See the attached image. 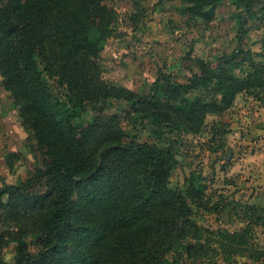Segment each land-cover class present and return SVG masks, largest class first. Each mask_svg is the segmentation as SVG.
I'll return each mask as SVG.
<instances>
[{"label": "trees", "instance_id": "16d2710c", "mask_svg": "<svg viewBox=\"0 0 264 264\" xmlns=\"http://www.w3.org/2000/svg\"><path fill=\"white\" fill-rule=\"evenodd\" d=\"M219 1L181 0L199 18ZM241 2L245 17L233 52L213 61L197 59L198 72L183 84L160 74L150 93L140 96L99 77V44L110 34L109 0H0L2 87L38 151L35 169L24 179L9 185L0 178V264H196L204 250L195 241L200 238L193 209L206 208L204 193L193 184L173 190L172 147L125 141L120 119L138 116L181 134L195 131L205 113L226 111L239 92L264 90L263 71L254 62L243 79L230 71L247 62L242 55L247 19L254 7H264L261 0ZM207 85L219 101L187 98ZM110 100L126 110L80 120L87 105ZM5 157L9 169L20 159L18 153ZM245 232L239 236L244 244ZM187 239L194 243L183 245L184 253L169 256L175 241ZM9 244L12 262L3 256Z\"/></svg>", "mask_w": 264, "mask_h": 264}, {"label": "rangeland", "instance_id": "374dc122", "mask_svg": "<svg viewBox=\"0 0 264 264\" xmlns=\"http://www.w3.org/2000/svg\"><path fill=\"white\" fill-rule=\"evenodd\" d=\"M241 3L220 0L206 18H199L190 16L181 0H109L110 34L99 44V77L140 96L150 93L160 74L185 83L198 72L197 59L213 61L235 50L237 27L245 17ZM243 41L247 62L232 66V75L245 78L254 62L264 76V7H254ZM187 98L205 104L220 100L212 85L193 90ZM123 110L126 105L115 100L87 105L80 120L90 122L96 115L106 118ZM126 118L120 119L125 141L172 147L177 164L168 181L173 190L182 192L193 184L204 193L206 208L193 209L200 238L195 241L204 250L196 264H264V90L239 92L226 111L205 113L195 131L181 134L152 126L138 116L131 122ZM30 137L0 79V178L4 183L14 184L35 169L38 151ZM28 145L34 153H29ZM9 153L20 155L12 169L5 161ZM250 207L256 208V215ZM243 230L245 244L239 240ZM234 234V240L227 239ZM175 242L171 257L184 253L183 245L194 243L191 239ZM3 256L13 261V244L4 249Z\"/></svg>", "mask_w": 264, "mask_h": 264}, {"label": "crops", "instance_id": "0c3cea01", "mask_svg": "<svg viewBox=\"0 0 264 264\" xmlns=\"http://www.w3.org/2000/svg\"><path fill=\"white\" fill-rule=\"evenodd\" d=\"M263 110V109H262Z\"/></svg>", "mask_w": 264, "mask_h": 264}]
</instances>
